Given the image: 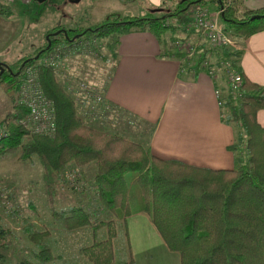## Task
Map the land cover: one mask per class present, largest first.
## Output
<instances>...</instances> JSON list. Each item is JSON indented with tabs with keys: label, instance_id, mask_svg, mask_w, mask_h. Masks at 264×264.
<instances>
[{
	"label": "trees",
	"instance_id": "16d2710c",
	"mask_svg": "<svg viewBox=\"0 0 264 264\" xmlns=\"http://www.w3.org/2000/svg\"><path fill=\"white\" fill-rule=\"evenodd\" d=\"M211 2L216 11L223 7L220 22L236 41L264 30V7L249 10L242 0ZM191 4L203 6L206 0H163L157 9L163 17L107 18L88 28L64 29L67 37L62 27L56 26L46 33L47 42L39 48L37 57H25L16 64V71L8 69L0 74V87L13 100L12 109L0 123V157L17 151L20 161H39L43 195L51 214L68 230L92 227L93 241L78 250L89 264L133 263L131 254H127V259L117 260L113 245L120 224L116 220L134 211L129 199L131 189L138 197L137 209L149 215L168 249L179 254L180 264H264V127L256 118L257 112L264 109V85L250 81L240 70L241 49L222 47L215 55L217 60L231 62L242 78L237 94L221 89L223 121L237 126L238 131L230 147L235 152V166L220 170L157 158L140 143L85 124L76 103L86 106L87 115L98 113L101 104L92 106L91 102L85 104L74 99V91L71 95L53 67L42 61L50 54L64 58L85 49L94 50L97 39H107L114 59L121 36L148 30L160 37L174 30L175 25L167 20L185 12ZM3 12L9 13L0 2V15ZM254 15L257 17L252 19ZM60 30L57 34L62 39L54 37ZM171 42L177 49L173 55L180 58L182 65L204 71L202 64L207 53L195 49L189 57L184 42ZM31 64L36 66L41 89L54 106L51 135L33 133L29 124L23 123L29 116L27 106L15 99L23 69ZM90 165H93L91 185L98 200L94 213L101 209L109 215L96 222H92L90 211L80 205L68 210L54 208L59 190L68 187V183L76 188L80 184L79 171ZM74 169L79 171L75 173ZM0 181L8 188L15 183L12 178ZM102 228L105 236L99 238L97 233ZM23 233L34 246L35 260L20 264H51L59 257L46 242L50 237L48 229L29 224ZM9 235L12 232L0 225V248L10 243Z\"/></svg>",
	"mask_w": 264,
	"mask_h": 264
},
{
	"label": "crops",
	"instance_id": "0c3cea01",
	"mask_svg": "<svg viewBox=\"0 0 264 264\" xmlns=\"http://www.w3.org/2000/svg\"><path fill=\"white\" fill-rule=\"evenodd\" d=\"M141 1L154 8L163 0ZM242 1L249 10L264 7V0ZM91 22L95 21L90 16L62 29L88 28ZM173 25L174 30L160 37L148 30H135L120 37L113 63L103 70L105 81L90 82L103 91L104 101L98 113L103 111L107 117L101 125L126 124L137 136L148 126L144 146L153 156L214 170L232 169L235 152L230 147L238 128L223 121L225 112L214 94L216 87L225 91L227 85L221 74L213 79L205 71L182 65L180 58L173 55L177 49L171 41L181 38L182 42L206 44L198 34L181 29L183 25ZM18 29L0 15V60L10 53ZM237 44L241 49L240 70L250 81L264 85V30ZM97 118L102 119L92 114L85 116L90 123ZM256 118L264 127V109L257 112ZM134 206L132 214L116 220L125 227V253L132 255V264H180L179 254L168 249L149 215L138 210L137 204Z\"/></svg>",
	"mask_w": 264,
	"mask_h": 264
},
{
	"label": "rangeland",
	"instance_id": "374dc122",
	"mask_svg": "<svg viewBox=\"0 0 264 264\" xmlns=\"http://www.w3.org/2000/svg\"><path fill=\"white\" fill-rule=\"evenodd\" d=\"M0 2L5 4L9 11V13L3 12L2 16L19 28L9 48L10 53L0 60L2 61L0 64L5 67L3 71L9 69V72L11 70L16 71V64L21 59L36 56L35 54L39 48L47 42L46 33L58 25L69 28L72 23L84 22L90 16L95 21L91 22L92 26L107 18L122 20L127 17H149L152 15L163 17V13L160 10L157 11L158 7H146L141 0H80L76 3L72 0H45L43 2L35 0L30 2L0 0ZM90 8H92L91 11ZM199 8H206L210 15L216 12V5L211 0H206V4L203 6L198 4L189 5L185 12L177 17H170L168 19L169 23L183 25L181 29L186 30L184 26L191 21L194 12ZM180 21L187 22L183 24L179 23ZM177 28L179 27L177 26ZM186 31L197 34L191 30ZM54 37L62 39L61 34ZM233 39L235 40V38ZM179 40L182 39L179 38ZM236 42L238 43V41ZM183 44L195 45L200 53H211L207 46L200 45L197 42L189 41ZM94 47V50L86 51L85 49L81 53H73L64 58H58L55 54H50L43 57L42 60L50 58L56 60L58 80L73 95L72 92L80 81L90 83L97 80L103 83L105 81L102 74L103 70H107L108 66L113 63L107 39L95 40ZM94 86L97 87V85ZM98 89H100V86ZM19 91L15 94L17 101L19 100ZM73 97L75 99L74 95ZM12 102L13 100L0 87V123L5 114L12 109ZM76 105L78 115L85 124L145 145L150 127L145 126L142 128L139 136H137L126 124H118L119 127L102 126L101 124L106 121L105 117H107L103 111L102 113L91 112L95 117L101 116L102 119L97 118V120L90 123L89 120L85 119V116H87L85 114L86 106H80L79 103H76ZM74 171L77 173L79 170L74 169ZM79 172L78 181L80 184L74 188L68 183V187L60 189L54 208L56 210H68L73 206L80 205L90 211L92 222L106 219L109 215L104 210L99 209L98 214L94 213V209L98 207V200L91 185L93 165L86 166ZM41 173L42 168L39 161L36 159L31 162L20 161L17 151H12L0 157V179L12 178L15 182L8 188L0 181L1 188L5 186L3 192L0 191V225L12 232V235L8 236L10 243L0 248V256L4 257L0 259V264H20L25 260L34 262L35 259L32 256L34 246L29 242L27 235L23 233V229L29 224L36 228L49 230L50 237L46 242L50 245L54 254L59 255L51 264H89L78 250L81 246L88 245L93 241L92 227L87 226L68 230L61 225L62 222L51 214L49 206L45 202ZM127 177L130 178V175L127 174ZM129 199L132 208H136L134 204H137L138 197L132 189L129 193ZM97 234L99 238H103L105 236L104 228L100 229ZM124 236L125 227L119 224L117 235L113 239L114 255L117 260L128 258L125 253L124 241L126 239Z\"/></svg>",
	"mask_w": 264,
	"mask_h": 264
},
{
	"label": "built area",
	"instance_id": "2783aa9c",
	"mask_svg": "<svg viewBox=\"0 0 264 264\" xmlns=\"http://www.w3.org/2000/svg\"><path fill=\"white\" fill-rule=\"evenodd\" d=\"M30 2L32 0H21ZM223 12V7L217 10L213 15L206 8L197 9L191 21L185 26L186 30L196 32L205 42L207 48L211 52L208 53L204 63L202 64L204 71L213 79L218 77V74H223V80L227 85V90L230 94H237L241 86V75L232 66L231 62L226 59H216V52L222 47L231 49H239L237 42L228 35L220 22V14ZM178 43V42H176ZM195 45L187 44L184 49L189 57L195 52ZM46 65L56 68V60L53 58L42 60ZM190 66V65H188ZM223 91L220 87H216L214 94L217 99L218 106L223 109V99L221 98ZM75 98L85 104H102L103 91L95 87L92 83L80 81L74 90ZM28 108V119L23 123L29 124V128L33 133L51 135L54 132V106L41 89L37 69L35 65H28L23 69V79L19 91V100ZM225 113H222V118ZM74 176L70 177L71 179ZM4 188L0 191L3 192Z\"/></svg>",
	"mask_w": 264,
	"mask_h": 264
},
{
	"label": "water",
	"instance_id": "95a60500",
	"mask_svg": "<svg viewBox=\"0 0 264 264\" xmlns=\"http://www.w3.org/2000/svg\"><path fill=\"white\" fill-rule=\"evenodd\" d=\"M35 1H37V2H43V1H45V0H35ZM80 0H72V2H74V3H76V2H79ZM257 17V15H254V16H252V19L253 18H256ZM59 32V31H58ZM57 32V33H58ZM62 32L64 33V36L65 37H67V34H66V32L64 31V30H62ZM56 34V33H55ZM47 39H48V36L46 37ZM48 45H50V43L48 44ZM35 57H37V56H35ZM5 67L3 66V65H1L0 64V74L3 72V69H4Z\"/></svg>",
	"mask_w": 264,
	"mask_h": 264
},
{
	"label": "bare ground",
	"instance_id": "6f19581e",
	"mask_svg": "<svg viewBox=\"0 0 264 264\" xmlns=\"http://www.w3.org/2000/svg\"><path fill=\"white\" fill-rule=\"evenodd\" d=\"M199 9H200V8H199ZM187 24H188V23H187ZM187 24H186V25H187ZM186 25H185V26H186ZM59 32H61V31H59ZM59 32H58V33H59ZM56 34H57V32H56ZM22 76H23V72H22ZM244 146H245V144H243V147H244Z\"/></svg>",
	"mask_w": 264,
	"mask_h": 264
}]
</instances>
